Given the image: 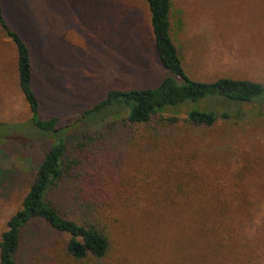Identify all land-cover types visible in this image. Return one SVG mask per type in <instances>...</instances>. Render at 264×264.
<instances>
[{
	"label": "rangeland",
	"instance_id": "1",
	"mask_svg": "<svg viewBox=\"0 0 264 264\" xmlns=\"http://www.w3.org/2000/svg\"><path fill=\"white\" fill-rule=\"evenodd\" d=\"M0 4L29 48L39 117L60 118L59 126L69 128L62 136L68 130L73 141L115 118L90 125L82 118L108 91L153 88L170 75L156 56L142 0ZM170 35L191 80L264 85V0H171ZM189 109L230 118L194 126L186 122ZM163 118L123 128L105 156L83 158L71 190L59 195L60 214L81 224L88 214L76 202L78 190L101 174L103 205L89 216L109 231L110 252L76 261L66 251L67 235L33 220L20 233L17 264H264V94L250 103L209 97ZM29 120L16 49L0 32V140L10 141L0 145V238L49 142ZM177 202L189 212L201 207L209 224L198 244L182 249Z\"/></svg>",
	"mask_w": 264,
	"mask_h": 264
},
{
	"label": "trees",
	"instance_id": "2",
	"mask_svg": "<svg viewBox=\"0 0 264 264\" xmlns=\"http://www.w3.org/2000/svg\"><path fill=\"white\" fill-rule=\"evenodd\" d=\"M142 1L149 9L156 56L170 75L153 88L108 91L102 100L82 113V118L89 125L104 115L115 118L105 122L99 130L81 132L75 141L69 138L68 130L62 136L63 131L69 128L59 126L60 118L44 120L39 117V102L32 86L29 48L21 36L9 26L0 4V32L16 49L18 84L29 108V123L31 127L44 132L49 140L34 168L33 181L21 201L20 208L6 222V229L0 238V264H17L20 233L33 220H41L52 231L67 235L66 251L74 260L104 258L112 247L110 233L99 221L90 218L103 205L101 195L105 191V183L101 174L91 184L86 185L84 181L78 190L80 193L75 197L76 202L79 200L81 211L88 214L83 223L66 219L56 206L65 187L71 190L72 180L78 178L75 172L80 169L83 158L86 157L87 162H90L92 156L96 159L105 156L119 140L118 132L123 128L147 125L154 119H158L157 122L167 121L163 114L175 111L183 105L197 103L209 97H219L233 103H250L264 94V85L247 80L220 78L214 82L203 83L188 78L170 35L171 0ZM112 110L116 112L115 115L109 114ZM121 110L125 113L124 117L119 114ZM218 118L226 120L230 116L226 113L217 116L212 111L195 109H189L186 113V122L200 127H210ZM175 120V116L170 119L172 122ZM20 140L24 139H16L17 142ZM5 142L7 141L0 140V145ZM0 171L3 172L2 169ZM90 187L92 188L89 189ZM177 211L179 220L175 229L179 237L178 246L182 249L186 244H198L201 233L208 229V215L201 207L189 212L188 205L181 202H177Z\"/></svg>",
	"mask_w": 264,
	"mask_h": 264
}]
</instances>
